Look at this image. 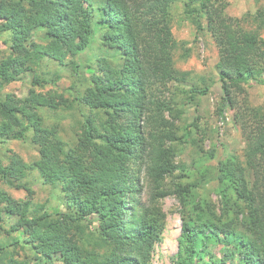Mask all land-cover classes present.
Instances as JSON below:
<instances>
[{
	"label": "trees",
	"instance_id": "1",
	"mask_svg": "<svg viewBox=\"0 0 264 264\" xmlns=\"http://www.w3.org/2000/svg\"><path fill=\"white\" fill-rule=\"evenodd\" d=\"M179 4L196 40L218 48L216 114L233 111L247 144L215 166L200 117L182 124V101L198 106L216 81L177 67V55L193 51L174 35ZM227 7L225 0H0V144L29 140L38 152L31 163L13 150L0 155V264H152L166 216L141 201L143 173L155 197L179 202L173 264H264V108L246 90L264 85V40ZM248 18L264 27V13ZM96 42L87 75L79 58ZM46 62L70 71L75 85L52 88L61 75L41 72ZM28 75L26 97L6 91ZM77 110L65 140L62 122L52 119ZM189 140L199 150L190 167L176 162ZM37 177L62 206L37 201ZM211 246L226 248L224 256Z\"/></svg>",
	"mask_w": 264,
	"mask_h": 264
},
{
	"label": "rangeland",
	"instance_id": "2",
	"mask_svg": "<svg viewBox=\"0 0 264 264\" xmlns=\"http://www.w3.org/2000/svg\"><path fill=\"white\" fill-rule=\"evenodd\" d=\"M228 3L226 12L229 16L242 20L244 26L256 31L260 38L264 40V27L261 28L259 23L253 18L247 22L246 19L250 16L256 17L261 12L264 13V0H225ZM174 35L179 41H185L190 43L192 47V55L187 58H181L178 54L176 57L177 67L184 71H191L196 77H210L216 82L213 86L211 93L208 96H204L198 99L199 105L196 103H189L187 99L181 106L184 110L182 117V124H191L198 117H200L199 123L206 132L204 139V149L210 151L213 147H216L217 159L210 162L211 165H217L218 160L225 159L231 153L237 152L244 154L247 149V144L242 137V134L234 123L233 111L227 110L223 118H219L216 114V108L223 96L221 84L219 81L218 71L216 68L219 62V52L216 44H214L209 38H197V32L194 26L182 19V4H179L174 9ZM245 19V21H244ZM249 19V18H248ZM99 44L96 42L92 45L84 55L79 58V62L82 64V71L87 75H91L94 72L93 61L98 52ZM6 47L0 40V63L2 61V52ZM44 66L41 69L45 72L59 73L61 79L58 81L56 87L48 85V88L57 89L58 91H66L75 85V78L68 70L60 68L54 63H43ZM40 72V71H39ZM32 76L28 75L23 81L11 84L7 88V92L17 95L18 97H26L31 88ZM186 89L188 85L181 86ZM79 87L76 86V90ZM249 95V99L254 106L264 108V85H253L252 87H246ZM78 110L75 112H64L57 116L54 121H61L63 126V137L65 140L72 139L75 131V121L79 119ZM54 118V117H52ZM193 138H200V135L193 133ZM8 150H13L18 153L26 162L31 163L38 159V152L33 144L29 140L25 141H8L7 143L0 144V155L7 154ZM181 153L177 157L176 162L185 166H192L193 162L199 157V150L193 146L189 140L183 144L180 148ZM177 178L181 177L180 171L177 172ZM183 180H185L183 178ZM141 184L143 185V193L140 199L145 205H157L165 213V229L162 235V241L156 245L153 253L152 264H173V258L178 252V240L181 235L182 221L180 215L179 202L175 196H168L165 198L155 197L151 190V184L149 183L146 174L141 175ZM33 188L36 191V199L38 202H48L52 207L62 206L59 192L51 187L43 186L38 177L34 178ZM6 189L17 199H23L26 193L18 191L13 188L6 187ZM210 197L218 202L217 197L212 193H208ZM226 248L223 246H211L210 251L219 258L224 256ZM56 264H62L57 259ZM227 264H239L238 259L229 260Z\"/></svg>",
	"mask_w": 264,
	"mask_h": 264
}]
</instances>
